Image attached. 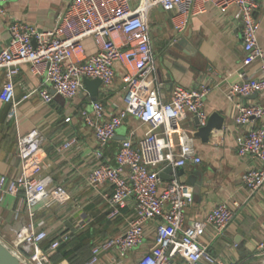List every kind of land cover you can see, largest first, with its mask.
<instances>
[{
  "label": "built area",
  "instance_id": "built-area-1",
  "mask_svg": "<svg viewBox=\"0 0 264 264\" xmlns=\"http://www.w3.org/2000/svg\"><path fill=\"white\" fill-rule=\"evenodd\" d=\"M0 0V14H6ZM213 6L221 11L236 9L242 23V41L245 56L239 72L240 82L230 86L227 97L235 106V122L247 126L248 131L237 137L238 154L251 156L258 166L247 170L242 181L251 193L264 185V106L246 104L242 98L264 93V76L247 77L246 68L259 62L264 74V48L258 33L260 22L255 16L260 6L258 0H70L57 24L48 30H39L26 21L9 22L10 40L0 51V69L5 71L0 97L12 104L9 119L17 122L15 78L23 64H30L32 71L43 75L51 89L42 88L39 93L45 103L56 95L73 99L84 88V78L102 81L110 87L117 76V65L125 73L123 83L125 106L118 113L108 115L100 100L92 101L91 110L82 109L79 114L83 123L96 136L99 149L94 152L97 165L89 175L93 186L108 184L111 193L106 194L108 217L116 218L123 208L133 201L134 213L125 232L95 244L86 264H239L236 260H222L215 256L201 239L207 227H213L223 236L235 217L234 201L218 203L201 221L188 224L186 208L194 202V187L177 177L166 181L160 172L167 167H184L188 163H200L201 156L195 145L193 132L182 126L189 114L205 126L209 114L205 101L210 88L201 84L198 88L174 85L169 99L161 94L162 83L156 76L157 63L151 39L149 14L155 8L168 12L179 40L188 29L193 16L200 15ZM93 38L98 50L87 56L84 40ZM54 91V93H53ZM29 95H26L27 98ZM130 116L137 117L150 129L135 144L124 140L110 163L103 152L117 135V130ZM68 116L65 121L70 122ZM260 124L257 125V122ZM178 142L173 144L172 136ZM44 135L39 128H32L19 138L18 157L20 175L9 177L0 174V203L7 195L22 196L30 217L36 207L57 201L64 203L69 194L64 186L51 187V180L43 176L45 155L42 150ZM78 143L75 136L68 138L59 148L70 150ZM21 208L18 209L20 213ZM3 219L0 215V224ZM154 224L153 245L143 255L130 260L129 254L142 246L148 237V226ZM75 233L64 232L57 236L46 250L49 240L47 230L28 223L22 237L0 239L29 264H55L50 252ZM258 254L264 256V239L257 246Z\"/></svg>",
  "mask_w": 264,
  "mask_h": 264
},
{
  "label": "crops",
  "instance_id": "crops-1",
  "mask_svg": "<svg viewBox=\"0 0 264 264\" xmlns=\"http://www.w3.org/2000/svg\"><path fill=\"white\" fill-rule=\"evenodd\" d=\"M260 3L255 16L260 22L258 38L264 48V0ZM70 0H12L2 3L6 14H0V51L7 46L11 33V20L26 21L39 30L53 28L66 10ZM151 39L157 63L156 76L162 83L161 94L169 99L174 85L185 88H198L201 84L210 88L205 101L209 116L219 112L225 117L222 130L213 131L207 143L195 137V145L202 158L200 163H188L184 166L182 180H187L195 173L202 174L204 183L200 192L195 193L194 202L186 208L188 224H194L205 218L218 203L228 201L233 206L235 217L225 234L220 236L213 227H207L202 243L222 260L233 259L239 264H261L264 256L258 254V243L264 239V185L251 194L243 185V174L257 167L258 161L251 156L238 154L237 137L248 131L247 126H238L235 122V106L227 97L230 86L240 82L239 72L245 56L242 41V23L236 16V9L221 11L209 6L207 11L193 16L188 29L176 41L170 14L155 8L149 14ZM185 38V44L179 41ZM87 56L96 53L98 47L93 38L84 40ZM247 77L264 76L259 62L246 68ZM125 69L117 65V76L110 87L101 85L97 100L106 106L107 114L113 115L125 106L123 75ZM5 71L0 69V93ZM50 88L43 75L35 74L30 64H23L15 78L17 122L9 119L12 104L0 97V174L9 177L20 175L18 157L19 138L32 128H39L44 135L42 150L45 155L43 176L51 180V187L62 185L69 194V199L60 203L49 201L35 208L33 217L23 203L22 196L7 195L0 203V235L12 240L16 234L12 226L21 218L28 219L38 229L48 231L47 247L64 232L79 234L90 230V244H98L105 239L125 232L129 219L133 216V201L122 209L116 218H109L106 194L111 193L108 184L93 186L89 175L97 165L94 152L99 149L94 131L86 126L79 112L91 110L94 101L89 91L84 88L78 96L66 99L56 95L50 103H45L35 90ZM26 95H29L27 98ZM96 101V100H95ZM246 104L264 106V93H256L242 98ZM72 117L70 122L65 119ZM195 116L189 114L182 126L190 132L197 129ZM260 121L257 122V125ZM150 127L137 117L130 116L117 130L116 137L103 148L106 159L114 164L115 155L121 143L131 138L135 144L147 134ZM71 136L78 143L70 150L60 152L61 145ZM177 144L178 136H172ZM177 177V176H176ZM195 190V188H194ZM21 208L20 213L18 209ZM107 214V215H106ZM149 234L145 245L133 250L129 259L133 260L147 252L153 245L154 224L148 226ZM76 241L65 249V253L55 254L50 258L55 264H84L89 258L90 249L78 251ZM48 246V247H49ZM125 260L119 264H124Z\"/></svg>",
  "mask_w": 264,
  "mask_h": 264
},
{
  "label": "water",
  "instance_id": "water-1",
  "mask_svg": "<svg viewBox=\"0 0 264 264\" xmlns=\"http://www.w3.org/2000/svg\"><path fill=\"white\" fill-rule=\"evenodd\" d=\"M186 39L183 38L179 41V44L183 45L186 43ZM85 88L89 91L92 99L97 100L98 89L102 85V81L98 78L90 79L84 78ZM54 93V91H53ZM196 126L197 129L193 132V135L197 138H200L202 142L207 143L210 140V136L215 130H222L225 125V117L221 115L219 112H213L209 117L205 126H200L199 119L196 117ZM184 168L183 167H167L163 171L160 172V176L162 179L166 181L173 180L177 178L181 182H186L192 185L195 188V193L200 192L202 185L204 183V178L202 174L195 173L190 176L187 180H182L184 176ZM28 228V219L26 217H22L16 222L14 226H12V230L15 232L16 236L22 237ZM0 264H29L24 261L17 253L10 248L3 240L0 239ZM261 264H264V258Z\"/></svg>",
  "mask_w": 264,
  "mask_h": 264
},
{
  "label": "trees",
  "instance_id": "trees-1",
  "mask_svg": "<svg viewBox=\"0 0 264 264\" xmlns=\"http://www.w3.org/2000/svg\"><path fill=\"white\" fill-rule=\"evenodd\" d=\"M107 214H108V212H107ZM52 241H49V244H51ZM76 241H79L80 243L78 244L77 247H75V249L78 250V251H87L88 249H90V254H89V258H90V256H91V249L94 246V245L90 244V242H91L90 230H87L85 232H81L79 234H74V236H73V238L71 240H69L67 242H63L56 250H54L53 252H51V254H52L51 257L53 255L59 254V253H61V254L63 253V255H64L65 249L69 245H73V243H75ZM48 246L45 247L46 250H49V247ZM87 260L85 261L84 264H86Z\"/></svg>",
  "mask_w": 264,
  "mask_h": 264
}]
</instances>
